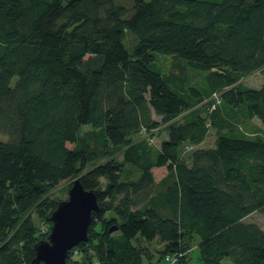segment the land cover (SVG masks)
I'll return each instance as SVG.
<instances>
[{
	"label": "trees",
	"instance_id": "1",
	"mask_svg": "<svg viewBox=\"0 0 264 264\" xmlns=\"http://www.w3.org/2000/svg\"><path fill=\"white\" fill-rule=\"evenodd\" d=\"M157 55L206 73L213 146L184 152L206 122L175 118L201 93H185ZM257 70L264 0H0V264H32L42 238L20 247L17 234L7 238L19 208L76 177L98 208L66 264H143L133 239L188 264L196 237L200 264H264V229L245 220L264 214V129L251 122L264 126V84L237 83ZM161 124L159 147L137 138Z\"/></svg>",
	"mask_w": 264,
	"mask_h": 264
},
{
	"label": "rangeland",
	"instance_id": "2",
	"mask_svg": "<svg viewBox=\"0 0 264 264\" xmlns=\"http://www.w3.org/2000/svg\"><path fill=\"white\" fill-rule=\"evenodd\" d=\"M132 37L127 35V40H131ZM157 65L162 69L163 73L169 75L174 78L176 84L184 90L185 93L189 94V88L194 87L201 93V100L197 103H193V98L190 97V101L192 100L193 105L187 110V112L182 113L180 116L175 118V122H180L183 119L184 114H188L189 112H194L202 117L206 122V134L201 141L197 145H193L192 147L185 149V153H189L192 149L195 148H205L213 146L215 143L216 129L211 126V122L209 120V116L211 114V108L213 103L212 98L206 95L207 87L205 82V72H200L197 70L189 69L185 66L184 62L176 58L172 55H157ZM240 85H245L249 87L259 88L262 84H264V72L261 70H257L248 76L240 77L238 82ZM228 112V111H227ZM227 112L222 113L225 119L228 118ZM229 114V113H228ZM231 115V114H230ZM232 116V118H235ZM154 118L159 119L158 116L154 115ZM236 119V118H235ZM252 123L258 126L261 129H264V126L260 122L259 119L253 118ZM237 131L243 132L244 134L253 135L258 131H254V127H251L247 124H243L238 122L235 126ZM90 130V126H83L80 129V138L82 141L87 139V132ZM167 135V126L161 124L159 128L155 131L148 132L146 135H139L138 139L150 140L148 143L152 148L159 147V144L163 138ZM5 135L0 133V139H5ZM68 147H73L72 143L67 144ZM121 156L117 155V159H120ZM154 178L157 180L161 178L165 172V166L154 167L152 169ZM135 173H131L130 176H134ZM70 181H63L58 184L56 187L52 188L45 196L44 201L41 205H30L26 207H20V217L17 219L15 223L14 230L8 235L17 234L19 236L18 241L16 243L17 247H20L22 244L29 245L33 239L38 238H46L47 234L50 231L51 221L48 218V215L52 213L55 209V205L58 202L65 200L68 198V189L70 187ZM54 208V209H53ZM245 220L254 221L259 226L264 229V214L261 212H253L248 215ZM5 240L0 239V244ZM197 237L196 240L192 241L195 248H193L188 255V264H200L199 253L197 247ZM134 245L141 248L143 251V264H167V262L160 258V255L157 251L155 242L146 243L142 240L137 241L135 239L132 240ZM223 263L225 264H233L228 257L223 259Z\"/></svg>",
	"mask_w": 264,
	"mask_h": 264
},
{
	"label": "water",
	"instance_id": "3",
	"mask_svg": "<svg viewBox=\"0 0 264 264\" xmlns=\"http://www.w3.org/2000/svg\"><path fill=\"white\" fill-rule=\"evenodd\" d=\"M98 208L97 196L86 189L79 177L72 180L68 198L57 203L49 216L50 231L45 239L35 242L32 264H66L68 251L88 238L91 213Z\"/></svg>",
	"mask_w": 264,
	"mask_h": 264
},
{
	"label": "built area",
	"instance_id": "4",
	"mask_svg": "<svg viewBox=\"0 0 264 264\" xmlns=\"http://www.w3.org/2000/svg\"><path fill=\"white\" fill-rule=\"evenodd\" d=\"M213 98H215L216 102L219 101V97L215 93L213 94ZM180 256H181V254H178V255H176V254H172V255L167 254L165 256V261L167 262V264H176Z\"/></svg>",
	"mask_w": 264,
	"mask_h": 264
},
{
	"label": "crops",
	"instance_id": "5",
	"mask_svg": "<svg viewBox=\"0 0 264 264\" xmlns=\"http://www.w3.org/2000/svg\"><path fill=\"white\" fill-rule=\"evenodd\" d=\"M156 247H159L160 248L161 247V244L156 243Z\"/></svg>",
	"mask_w": 264,
	"mask_h": 264
}]
</instances>
